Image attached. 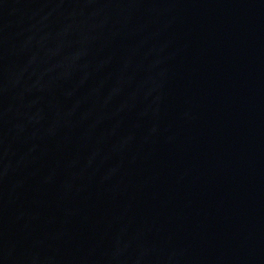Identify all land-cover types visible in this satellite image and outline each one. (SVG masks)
I'll return each mask as SVG.
<instances>
[{"label":"water","instance_id":"obj_1","mask_svg":"<svg viewBox=\"0 0 264 264\" xmlns=\"http://www.w3.org/2000/svg\"><path fill=\"white\" fill-rule=\"evenodd\" d=\"M0 264H264V0H0Z\"/></svg>","mask_w":264,"mask_h":264}]
</instances>
